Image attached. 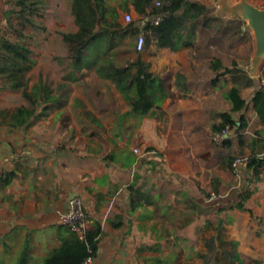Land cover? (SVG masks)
Segmentation results:
<instances>
[{
    "label": "crops",
    "instance_id": "crops-1",
    "mask_svg": "<svg viewBox=\"0 0 264 264\" xmlns=\"http://www.w3.org/2000/svg\"><path fill=\"white\" fill-rule=\"evenodd\" d=\"M229 19V24L236 23ZM236 25L242 36L245 22ZM196 33L198 38V29ZM149 35L150 42L138 54L167 94L149 111L134 110L109 80L97 75L105 88L98 87L89 100L97 102L110 93L122 103L103 108L112 118L108 129L96 128L104 133L105 151L92 147L89 136L95 131L86 118L89 105L72 92L63 94L64 102L48 111L41 124L32 119L18 126L0 123V264L17 263L23 249L22 264H43L47 251L69 235L60 215L69 209L73 194L82 199L86 228L93 221L101 224L94 264H163L159 259L164 264H201L199 253L210 236L217 244L236 241L245 262L264 264V225L252 217L264 218V164L255 176L247 163L235 170L229 161L239 154L264 160V121L252 101L262 86L264 59L254 66L252 53L247 64L236 56L227 64L215 57L212 46L203 48L208 55L202 59L195 43L171 50ZM237 49L233 46L232 53ZM215 59L221 64L218 69L213 67ZM93 72L82 68L75 78L63 75L59 84L73 85ZM234 86L246 99L241 111H231L224 95ZM76 100L80 104H74ZM224 112L236 125L226 127V136L215 141L214 126L222 122ZM74 115L80 116L82 126L73 124ZM241 118L246 125L238 128ZM134 147L142 152L135 153ZM145 149L156 154L145 155ZM247 179L254 190L247 209L218 211L229 191ZM212 193L216 207L205 211L203 203H192H207Z\"/></svg>",
    "mask_w": 264,
    "mask_h": 264
},
{
    "label": "trees",
    "instance_id": "trees-1",
    "mask_svg": "<svg viewBox=\"0 0 264 264\" xmlns=\"http://www.w3.org/2000/svg\"><path fill=\"white\" fill-rule=\"evenodd\" d=\"M70 0V12L76 25V30L59 32L65 55L59 61L65 63L66 79L75 78L82 68H94L96 75L109 80L134 110L142 112L156 107L165 97L167 91L162 82L148 69V64L138 54L136 48L138 35L144 36V45L150 42V35H155L158 46L177 50L183 46L195 43L199 26L209 28L212 20L208 6L190 0ZM159 1V4H156ZM38 0H10V6L0 18V77L1 88L20 90L24 103L12 110L0 111L1 122L12 126L22 125L34 117L47 113L49 109L60 106L63 102L64 84L58 85V92H53L51 85L40 77L29 86L28 72L35 64L32 49L24 41V29L35 24L34 16L38 10ZM133 10L137 16L127 23L121 20L122 13ZM160 16L158 23L153 18ZM1 25L5 26L2 32ZM147 31V32H146ZM135 54L131 58L121 60L117 48L124 45L125 40ZM129 53L130 51L127 50ZM125 51V53H127ZM213 65L218 69L220 61L215 59ZM224 70V69H223ZM226 70V69H225ZM224 70V71H225ZM228 71V70H227ZM160 91V97L157 91ZM231 102V111H241L246 106V99L237 87H231L224 94ZM253 105L262 121H264V88H257L252 97ZM74 104H80L74 101ZM39 109V113L37 111ZM242 117V116H241ZM0 122V123H1ZM236 125L229 112L222 114V122L214 126L216 132L226 127ZM243 118L238 128L245 126ZM235 158V157H234ZM234 158H231L230 166ZM264 160L255 156L247 159V167L253 169L256 176L261 172ZM251 180L241 184L238 189L229 192L225 207L246 210V201L253 193L249 186ZM235 196L234 201H229ZM211 195H207L209 199ZM214 199V198H213ZM195 205L203 203L209 207H216L217 201L194 200ZM224 203V202H222ZM219 205V204H218ZM254 217L258 224L264 225V218ZM61 240L59 245L49 249L44 256L43 264H80L82 260L97 249L98 237L102 231L99 221H93L85 228L83 238L75 232ZM234 240L221 241L217 244L214 236L204 241V251L199 253L201 264H251L245 263L237 249ZM27 248V244L25 245ZM25 249L20 260L15 264H22ZM164 264L162 260L159 259Z\"/></svg>",
    "mask_w": 264,
    "mask_h": 264
},
{
    "label": "rangeland",
    "instance_id": "rangeland-1",
    "mask_svg": "<svg viewBox=\"0 0 264 264\" xmlns=\"http://www.w3.org/2000/svg\"><path fill=\"white\" fill-rule=\"evenodd\" d=\"M38 10L37 14L34 16L35 24L29 25L24 29L25 39L24 41L29 45L32 49V57L35 60V64L32 69L28 72L29 77V86H31L35 81H37L40 77L46 80L53 90V92H58L59 83L64 82L63 75L65 74V63L59 61V57H63L65 55V49L61 42L59 32H69L74 31L76 29V25L73 21V16L70 12V0H38ZM250 3L258 8L264 9V0H211L210 7H208L213 16L212 24L209 28H203L201 26L198 27V38L195 42L197 48L201 49L198 56L202 59L206 55V49H203L207 46L210 50L213 51L215 57L219 56L225 63L232 64L236 58H240V62L249 63L250 57L255 50V40L252 29L247 27V23L244 19H242L238 13L235 12V4L240 2ZM10 6V0H0V18L4 16L5 11ZM125 13L121 16V20L123 23H127ZM131 19H136L137 16H133L131 12H129ZM223 16V17H219ZM233 18L234 22H240L241 24L245 22V29L243 28V34L240 35V30L236 23L234 25L229 24V18ZM242 26V25H241ZM1 30L4 32L5 26L1 25ZM232 28L233 31H227L226 29ZM223 29V32L219 31ZM130 40H125V44L117 48V52H119L118 57H121V60L125 58H131L135 54L133 50H131V46L128 45ZM131 41L134 42L133 39ZM130 41V42H131ZM238 42V44H237ZM233 46H237L236 54L232 53ZM127 50L130 52L128 53ZM125 51L127 53H125ZM240 51V52H239ZM253 56V55H252ZM82 78V79H81ZM79 79V82L72 81L73 85H67L63 87L64 93L67 91L69 93L76 94V96L84 97L88 103L87 107V119L90 121V128L95 131V133L91 134L92 138L89 136L91 142H93L92 147L97 148V152L105 151V148L102 144V136L104 135L103 131L96 128H103L104 130L108 129L109 126L112 125L111 117H107L104 115L103 108H106V105L112 103V107H120L121 102L116 98L111 97L108 93L104 96H99V100L97 102H92L91 99L95 95V90L98 87L105 88L102 80L98 78L95 71L90 74L82 75ZM81 80L85 81L83 84ZM87 80V82H86ZM2 79L0 77V84ZM89 101H88V100ZM25 101L21 97L20 90H13L9 88H1L0 86V111L3 110H12L16 106L24 103ZM70 106L69 104H67ZM112 108H109L111 110ZM39 113V109H37ZM49 112L51 109L48 110ZM47 111V113H48ZM42 114L41 116L32 118V122L41 124L40 122L45 121L46 114ZM43 117V118H41ZM80 116H73V124L81 125ZM79 119V120H78ZM1 121H4L2 117H0ZM41 120V121H40ZM85 120V118H83ZM0 121V122H1ZM40 121V122H39ZM117 121V120H116ZM5 123L6 122H1ZM49 124V123H47ZM80 131L81 128H80ZM111 130L109 134H111ZM108 136V133H105ZM118 135V134H117ZM80 136H83L82 133H79ZM119 138L121 135L119 134ZM82 143H85L84 141ZM138 153L142 152L138 147ZM147 149L144 150V154L146 155ZM148 155V154H147ZM240 155V154H239ZM237 155V156H239ZM231 192V191H229ZM229 194V193H228ZM211 199V198H210ZM215 200L211 199L210 201ZM209 203V202H208ZM238 249V246H237ZM239 251V250H238ZM247 263V262H245ZM194 264V263H191Z\"/></svg>",
    "mask_w": 264,
    "mask_h": 264
},
{
    "label": "built area",
    "instance_id": "built-area-1",
    "mask_svg": "<svg viewBox=\"0 0 264 264\" xmlns=\"http://www.w3.org/2000/svg\"><path fill=\"white\" fill-rule=\"evenodd\" d=\"M156 4H159V1H156ZM126 21L129 22L131 20L130 14H126ZM162 18L157 16L153 18V23H158ZM144 47V36L142 34L138 35L136 39V48L138 50H142ZM260 82L262 87L264 88V76L260 78ZM227 130L223 129L221 131L214 132L213 140L219 141L226 136ZM135 153H138V149L136 147L133 148ZM148 155H155L156 151L154 149L146 150ZM146 154V155H147ZM248 157L246 155L235 156L233 159L231 166L235 170L241 169L247 163ZM215 195L212 193L211 198H214ZM60 222L63 225H66L71 231L75 232L79 237L83 238L85 228H86V214L83 209V202L81 197L78 194L75 196H71L69 198V209L63 212L60 215ZM80 264H94V257L91 255L86 256Z\"/></svg>",
    "mask_w": 264,
    "mask_h": 264
},
{
    "label": "water",
    "instance_id": "water-1",
    "mask_svg": "<svg viewBox=\"0 0 264 264\" xmlns=\"http://www.w3.org/2000/svg\"><path fill=\"white\" fill-rule=\"evenodd\" d=\"M234 9L235 12L246 21L247 27L252 29L255 39V50L252 62L253 65L256 66L264 59V9L258 8L245 1L235 4ZM72 196H75V194Z\"/></svg>",
    "mask_w": 264,
    "mask_h": 264
}]
</instances>
